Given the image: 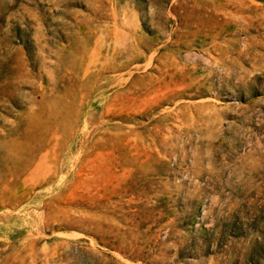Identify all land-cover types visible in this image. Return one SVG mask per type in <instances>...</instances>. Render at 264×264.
Returning a JSON list of instances; mask_svg holds the SVG:
<instances>
[{"label":"rangeland","instance_id":"374dc122","mask_svg":"<svg viewBox=\"0 0 264 264\" xmlns=\"http://www.w3.org/2000/svg\"><path fill=\"white\" fill-rule=\"evenodd\" d=\"M0 264H264V0H0Z\"/></svg>","mask_w":264,"mask_h":264}]
</instances>
